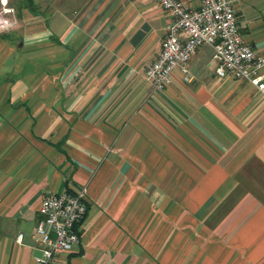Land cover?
<instances>
[{"label":"crops","instance_id":"0c3cea01","mask_svg":"<svg viewBox=\"0 0 264 264\" xmlns=\"http://www.w3.org/2000/svg\"><path fill=\"white\" fill-rule=\"evenodd\" d=\"M232 3L264 56V0ZM10 4L19 22L0 33V264H35L44 195L82 186L79 243L51 264H264L256 90L218 78L205 45L189 82L175 70L162 91L147 84L169 22L152 0Z\"/></svg>","mask_w":264,"mask_h":264},{"label":"built area","instance_id":"2783aa9c","mask_svg":"<svg viewBox=\"0 0 264 264\" xmlns=\"http://www.w3.org/2000/svg\"><path fill=\"white\" fill-rule=\"evenodd\" d=\"M11 0H0V33L17 24ZM168 15L165 36L157 59L148 65L143 80L162 91L172 73L179 70L190 81L188 63L201 46L212 50L218 78H230L251 85L264 100V56L243 39L232 0H200L198 10L181 0H152ZM86 187L74 191L46 193L38 209L33 240L40 256L35 264H51L58 255L70 253L79 243L77 225L83 220ZM22 235H18L20 243Z\"/></svg>","mask_w":264,"mask_h":264},{"label":"rangeland","instance_id":"374dc122","mask_svg":"<svg viewBox=\"0 0 264 264\" xmlns=\"http://www.w3.org/2000/svg\"><path fill=\"white\" fill-rule=\"evenodd\" d=\"M19 2H22L23 0H18ZM36 3V2H35ZM37 7L38 8H40V2H39V4H37V6H36V9H37ZM14 10H15V8H14ZM15 19H16V21L17 22H19L18 20H19V18H18V15H17V11L15 10Z\"/></svg>","mask_w":264,"mask_h":264}]
</instances>
